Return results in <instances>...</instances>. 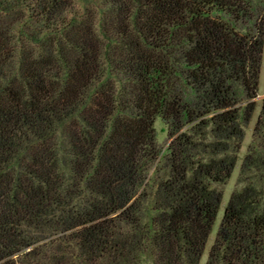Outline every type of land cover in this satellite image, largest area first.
<instances>
[{
	"label": "trees",
	"instance_id": "obj_1",
	"mask_svg": "<svg viewBox=\"0 0 264 264\" xmlns=\"http://www.w3.org/2000/svg\"><path fill=\"white\" fill-rule=\"evenodd\" d=\"M263 45L264 0H0V264H199ZM238 182L205 264H264V98Z\"/></svg>",
	"mask_w": 264,
	"mask_h": 264
},
{
	"label": "rangeland",
	"instance_id": "obj_2",
	"mask_svg": "<svg viewBox=\"0 0 264 264\" xmlns=\"http://www.w3.org/2000/svg\"><path fill=\"white\" fill-rule=\"evenodd\" d=\"M264 98V45H263V53H262V62H261V69H260V76H259V85H258V94L255 98V102H256V107L252 116L251 121L249 122V124L246 126L245 128V136L238 154V161L237 164L231 174V177L223 184H217L216 187L218 189L221 190L222 192V200L219 206V210L213 225V228L211 230V233L208 237L207 243L205 245V249L202 255V258L199 262V264H205L206 263V259H207V255H208V251L210 249V246L213 243L216 231L218 229L222 214H223V210L224 207L231 195V193L235 190L240 188L241 184L238 182V174H239V168H240V164L242 161V157L246 152L247 146L248 144L251 142L252 140V133H253V129H254V125L257 119V116L260 112V108H261V103L262 100ZM155 129H156V135H157V142L159 144L160 147V155H159V159H161L163 157V155L166 152L169 140L167 138V125L162 121V119L157 118L155 120L154 123ZM155 169V166L152 167L151 171H150V175L153 174ZM142 264H151L148 260H143Z\"/></svg>",
	"mask_w": 264,
	"mask_h": 264
}]
</instances>
